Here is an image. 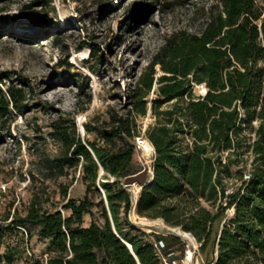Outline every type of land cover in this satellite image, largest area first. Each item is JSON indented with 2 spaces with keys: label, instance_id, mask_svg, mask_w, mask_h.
Returning a JSON list of instances; mask_svg holds the SVG:
<instances>
[{
  "label": "trees",
  "instance_id": "16d2710c",
  "mask_svg": "<svg viewBox=\"0 0 264 264\" xmlns=\"http://www.w3.org/2000/svg\"><path fill=\"white\" fill-rule=\"evenodd\" d=\"M263 14L259 0H221L199 33H172L140 77L128 112L112 116L97 141L82 137L63 117L54 121L52 136L62 150L47 158L49 175H61L82 161L87 188L99 181L111 218L102 203L103 223L92 220L84 226V216H92V200H68L62 206L69 211L65 215L43 208L33 195L24 216L14 212L10 223L0 227V247L7 234L30 223L48 239L49 252L45 261L32 264H163L144 232L125 230L134 200L122 184L135 173L136 117L146 113L155 81L150 105L155 122L145 131L155 149L153 180L139 192L137 214L189 232L200 252L211 249L207 264H264ZM155 66L162 72L156 78ZM5 77L0 73V82ZM201 84L206 92L196 94L195 85ZM25 99L24 87H0V119L10 108L20 111ZM170 101L169 108L160 109ZM185 134L191 146L185 144ZM247 152L252 159L246 175ZM9 218L7 213L3 220ZM159 240L169 255L164 239ZM19 253L6 246L0 262L12 264Z\"/></svg>",
  "mask_w": 264,
  "mask_h": 264
},
{
  "label": "rangeland",
  "instance_id": "374dc122",
  "mask_svg": "<svg viewBox=\"0 0 264 264\" xmlns=\"http://www.w3.org/2000/svg\"><path fill=\"white\" fill-rule=\"evenodd\" d=\"M259 3L264 5V0ZM220 5L221 0H0V73L10 75L0 87L5 91L10 85L21 86L26 91L25 106L20 111L10 108L0 119V227L10 223L14 212L24 216L33 195L43 208L65 215L69 211L62 206L68 200H92V216H84V226L92 220L103 223L102 203L111 218L99 181L87 188L82 161L61 175H49L47 158L62 150L52 136L53 122L63 117L69 127L75 124L82 137L97 141L100 130L111 125L112 116L128 112L140 77L148 73L165 40L180 30L199 33L210 9ZM161 73L155 66V78ZM23 77L26 86L20 84ZM157 86L154 81V89ZM153 87L146 97V113L136 117L137 132H145L155 122L150 110L156 98ZM194 91L204 94L199 85ZM244 159L247 175L252 153L247 152ZM148 163L149 158L136 152L133 171H141ZM134 204L126 231L144 232L143 237L153 244L164 239L168 259L176 264H207L211 259V249L200 252L195 238L192 243L156 219L141 221ZM7 213L10 218L5 221ZM120 217L125 219L123 210ZM38 233L39 228L30 223L12 231L4 238L0 255L9 246L20 251L12 264L45 261L48 239Z\"/></svg>",
  "mask_w": 264,
  "mask_h": 264
},
{
  "label": "built area",
  "instance_id": "2783aa9c",
  "mask_svg": "<svg viewBox=\"0 0 264 264\" xmlns=\"http://www.w3.org/2000/svg\"><path fill=\"white\" fill-rule=\"evenodd\" d=\"M184 141H185L186 145L191 146L192 139H191L190 136L185 134L184 135ZM134 144L136 146L137 153L138 154L140 153V155L142 156L143 147L146 144H151V143L148 141V139L145 136V132L143 131V132H137L136 133V135L134 137ZM154 155H155V149H154V147L151 144L150 156L148 157L150 163L145 164L147 166V169H148V178H151L153 176L152 162H153ZM145 159H147V158H145ZM134 187H137V186L135 185V186L126 187V188H128V190L130 191L131 189H134ZM138 187H139V189H137V192H135L134 195L132 194L134 202L136 201V199H138L139 192L141 190V187L139 185H138ZM153 245H154V248L156 250V253L161 258L163 264H176L174 261H171V260L168 259V255H164L163 254L164 243L161 240L155 241Z\"/></svg>",
  "mask_w": 264,
  "mask_h": 264
},
{
  "label": "water",
  "instance_id": "95a60500",
  "mask_svg": "<svg viewBox=\"0 0 264 264\" xmlns=\"http://www.w3.org/2000/svg\"><path fill=\"white\" fill-rule=\"evenodd\" d=\"M263 16H264V14H263ZM205 92H206V90H205ZM152 180H153V176L151 178H148V169H147V166L144 165V167L141 171L134 173V174L127 175L123 179L122 184L124 187H132L135 185H139L142 188L143 186L149 184ZM137 204H138V199H136L135 204H134L135 209H137ZM163 223H164V221H163ZM173 230H175V229H173ZM126 246L131 250V246L129 244H126Z\"/></svg>",
  "mask_w": 264,
  "mask_h": 264
},
{
  "label": "bare ground",
  "instance_id": "6f19581e",
  "mask_svg": "<svg viewBox=\"0 0 264 264\" xmlns=\"http://www.w3.org/2000/svg\"><path fill=\"white\" fill-rule=\"evenodd\" d=\"M199 87L201 88V90H202L203 93H204V92H205V87L203 86V84L199 85ZM150 150H151V144H146V145L143 147V149H142L143 153H142V156H141V157H142V158H148V157L150 156ZM144 161H145V160H144ZM134 189L137 191L138 188H137V187H134ZM134 208H135V207H134ZM134 215L136 216L135 213H134ZM139 219H140L141 221L145 222V223H151V222H152L151 220H149V219H147V218H145V217H140ZM156 220H157V222H159V223L165 225V223H163L162 219L157 218ZM174 229H175V231H177V233L180 234L182 237L188 239V240H189L190 242H192V243H195V239H194V237H193L189 232L182 230L180 227H174ZM187 253H188V255H191V250H190V248H187Z\"/></svg>",
  "mask_w": 264,
  "mask_h": 264
}]
</instances>
